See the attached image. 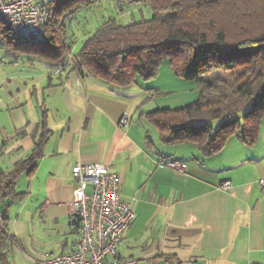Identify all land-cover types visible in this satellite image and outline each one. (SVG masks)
I'll return each instance as SVG.
<instances>
[{
  "label": "crops",
  "instance_id": "1",
  "mask_svg": "<svg viewBox=\"0 0 264 264\" xmlns=\"http://www.w3.org/2000/svg\"><path fill=\"white\" fill-rule=\"evenodd\" d=\"M17 57L0 61V166L9 170L28 156L41 131L48 139L34 171L17 179L23 198L6 210V234L0 223V264H33L75 250L72 169L91 162L120 177L121 198L135 213L121 258L264 264V119L254 145L231 137L204 155L194 142L162 141L144 114L161 107L153 109L154 88L142 81L117 86L83 74L73 60L57 67ZM163 159L184 162L185 172L163 166Z\"/></svg>",
  "mask_w": 264,
  "mask_h": 264
},
{
  "label": "trees",
  "instance_id": "2",
  "mask_svg": "<svg viewBox=\"0 0 264 264\" xmlns=\"http://www.w3.org/2000/svg\"><path fill=\"white\" fill-rule=\"evenodd\" d=\"M95 1L43 2L48 12L45 36L35 42L15 37L0 21V48L16 58L23 55L57 67L73 60L83 74L117 86L156 77L168 60L176 76L197 81L200 97L179 108L144 113L163 142H194L204 155L220 151L231 137L248 145L257 142L264 119V0H116L147 5L152 16L128 24L110 18L72 55L68 23ZM212 72L215 84L203 79ZM47 139L48 131H41L28 156L9 170L0 166L4 234L7 208L23 198L17 179L34 171ZM165 260L180 264L173 256Z\"/></svg>",
  "mask_w": 264,
  "mask_h": 264
},
{
  "label": "built area",
  "instance_id": "3",
  "mask_svg": "<svg viewBox=\"0 0 264 264\" xmlns=\"http://www.w3.org/2000/svg\"><path fill=\"white\" fill-rule=\"evenodd\" d=\"M47 17L43 0H0V21L9 25L17 38L42 40ZM127 123L128 117L124 116L120 125ZM161 164L174 171L186 170V164L178 160L163 159ZM72 174L76 185L71 213L79 221L75 250L34 260L33 264H139L136 258L119 256L124 231L135 218L131 205L121 198L120 177L102 162L78 163ZM260 184L264 187V178ZM223 188L230 189L231 184L226 182ZM3 217L4 210L0 207V223Z\"/></svg>",
  "mask_w": 264,
  "mask_h": 264
},
{
  "label": "rangeland",
  "instance_id": "4",
  "mask_svg": "<svg viewBox=\"0 0 264 264\" xmlns=\"http://www.w3.org/2000/svg\"><path fill=\"white\" fill-rule=\"evenodd\" d=\"M50 1L52 0H43L45 3ZM151 16V8L144 4L127 5L116 0H96L90 7L77 12L68 23V41H72V44H74L73 52H77L84 41L95 32L96 28L110 18H116L121 24H128L142 19H149ZM6 50L0 48L1 62L6 61L5 58L7 57L15 58L14 55L8 54ZM203 79L205 82L215 84V74L213 72L204 76ZM141 81L147 88L153 87V91L157 92L155 99L150 100L153 109L157 107L179 108L196 101L200 97L197 81L176 76L168 60L163 61L156 77ZM153 129L158 132L156 126Z\"/></svg>",
  "mask_w": 264,
  "mask_h": 264
},
{
  "label": "water",
  "instance_id": "5",
  "mask_svg": "<svg viewBox=\"0 0 264 264\" xmlns=\"http://www.w3.org/2000/svg\"><path fill=\"white\" fill-rule=\"evenodd\" d=\"M157 264H169L166 260L162 259L157 262Z\"/></svg>",
  "mask_w": 264,
  "mask_h": 264
}]
</instances>
